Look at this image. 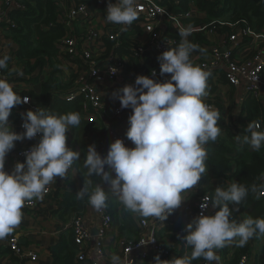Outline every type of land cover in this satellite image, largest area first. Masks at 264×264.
<instances>
[{"label":"clouds","instance_id":"1","mask_svg":"<svg viewBox=\"0 0 264 264\" xmlns=\"http://www.w3.org/2000/svg\"><path fill=\"white\" fill-rule=\"evenodd\" d=\"M139 6L140 0H107L106 21L122 26L121 31L127 30L138 19ZM178 34V46L157 58L160 75L170 74L167 79L160 82L138 75L133 84L111 94L121 109L132 110L125 135L134 147L117 138L102 156L95 145L88 146L83 164L84 183L75 195L77 200L87 198L97 212L107 207L112 196L126 212L165 221L186 200L183 194L196 186L207 171L206 145L221 135L220 113L205 103L210 72L191 59L193 52L205 50L188 39L191 25L181 27ZM9 59L7 54L0 55V69L7 67ZM16 72L22 75L21 70ZM110 72L115 74L117 69L112 67ZM155 75L153 70L152 76ZM27 102L28 98L17 94L10 82L0 79V240L21 224L25 204L42 201L56 178H65L80 158V151L66 143V133L81 123L78 112L52 114L38 108L28 110L23 116L24 131L11 130V110ZM37 136L38 142L24 153V162L17 161L10 171L5 170L6 156L15 142ZM235 139L259 151L264 147V128L259 122H250L247 134ZM94 175L107 183L110 191L93 180ZM249 190L256 192L257 186L249 188L233 181L226 187L215 188L210 206L218 210L213 215L201 213L186 225L187 235L183 239L191 252L172 260H161L157 255L154 264H192L201 258L208 264H219L217 250L234 241L243 247L253 237L264 236V218L249 216L240 222L233 219V212L238 211ZM229 202L234 205L231 210ZM200 207L206 209L209 205ZM110 259L111 264H124L119 255L113 254Z\"/></svg>","mask_w":264,"mask_h":264},{"label":"built area","instance_id":"2","mask_svg":"<svg viewBox=\"0 0 264 264\" xmlns=\"http://www.w3.org/2000/svg\"><path fill=\"white\" fill-rule=\"evenodd\" d=\"M205 1L211 2L213 0ZM53 2L56 24L62 26L64 36L56 43L58 52L53 61L56 66L57 85L50 90V101L46 109L50 108V102L53 98L66 103H72L79 99L81 119L91 124L90 131L94 127L97 128L92 142L96 144L98 153L102 156L105 155L110 143L117 138L123 140L126 146L131 147V141L127 139L126 132H120L117 125L112 126L111 124L118 122L125 115L131 114L132 110L130 108L121 109L118 102L107 112L100 101L96 86L115 82L122 77L126 78L125 85L133 84L138 74L132 69H128V58L137 61L146 60L148 69L141 75L149 76L155 80L164 77L166 74L160 75V64L157 58L169 48L178 46L181 40L178 34L179 29L187 27V20L195 18L196 6L192 0H188L187 10L181 14H175L165 4L164 0H140L138 19L128 26L127 30L121 31L122 26L109 22L103 28H97L94 25L95 16L89 0H53ZM26 3L29 4L27 1ZM26 3L23 0H0V28L9 31L15 29L16 25L12 15L18 11L24 12ZM131 26H138L141 33L147 36L148 42L146 44H139L130 40ZM168 26H175L176 28V32L171 37L167 33ZM191 28V35L196 38L193 43L205 50L203 53L198 51L199 56L191 59L194 64L203 66L205 70L210 72L208 78V95L210 97L205 100V103L218 109L221 105L219 99L224 94L221 88L224 86L230 88L236 99L233 103L235 114H232L233 119H235L233 124L236 128L238 126L237 118L241 115L242 106L247 99L252 98L262 104L264 103V27L260 31H255L250 29L244 21L225 23L220 20H213L210 23ZM222 28H226V30H222ZM204 34L205 41L199 39L200 36L204 37ZM97 42L112 44L110 50L103 49L104 52L98 59L90 51V45ZM123 47H126L125 50L128 51L125 56L118 53V49ZM10 66V62H7V67L0 69V79L8 80L11 78ZM112 67L117 69L115 74L110 72ZM153 70L156 72L155 77L152 76ZM210 85L215 87L211 93ZM26 97L28 102L14 106L8 117L9 120L14 115L20 116L16 125L20 133L24 131L22 128L24 114L28 110L41 109L39 103L28 96ZM98 119L106 123L108 128L105 131L96 124ZM254 121L259 122L264 128V116ZM222 123L225 127H230V122H226L225 119L222 120ZM246 124L249 123L246 122ZM235 134L233 133L234 141H236ZM66 136L67 146L71 148L74 143L72 128L66 133ZM24 140L25 142L15 145L13 148L14 156L19 162H24V153L31 148L27 144L38 142L39 136L32 140ZM238 145L241 146L242 144L238 143ZM106 170L108 169L106 168ZM74 171L73 165L63 179L69 181L70 175ZM110 175L114 176V173L110 172ZM258 181L259 189L254 194V198L264 204V173ZM211 183H214L213 187L216 188L222 184L225 187L230 184L223 180L211 181ZM63 191L64 194H76L79 190L74 184L69 183ZM49 193L50 190L47 194ZM183 195L186 203L181 208L175 209L165 221L159 222L153 218H142L128 212L138 229V238L133 240L119 235L108 207L97 212L87 203L84 211L78 215H72L69 222V230L76 246L73 262L75 264H111L107 245L115 250V254L121 257L124 264H151L154 263V257L157 255L161 260H168L172 255H176L177 258L179 250L185 248V244H179L177 247L175 245V254V248L173 251H169L163 246L161 232H164V236L173 235L176 237H179L181 233L187 234L186 225L196 216L201 213L213 215L218 210L211 208L212 196L208 187L200 181ZM61 200L59 199V201ZM201 204H208L209 207L202 209ZM35 206L36 203L33 201L26 203L23 209H35ZM89 207L93 211L92 215L88 213ZM125 213L126 211L118 203L117 214L123 216ZM237 222L240 220L238 219ZM179 223L181 230H165V228L173 227ZM235 243L236 241L217 250V255L220 257L219 264H229ZM0 248L7 250L20 260H36L35 254L23 252L18 238L14 235H9L4 240H0ZM250 262V255L243 254L239 256L235 264H250ZM200 264H208V262L203 259Z\"/></svg>","mask_w":264,"mask_h":264},{"label":"trees","instance_id":"3","mask_svg":"<svg viewBox=\"0 0 264 264\" xmlns=\"http://www.w3.org/2000/svg\"><path fill=\"white\" fill-rule=\"evenodd\" d=\"M26 3V0H23ZM197 9L204 12L206 18L202 21H192L191 24H207L211 21H222L225 23H236L244 21L246 25L255 31H260L264 27V0H213L207 2L205 0H192ZM165 4L175 14H181L187 10L188 0H164ZM16 28L11 30L14 39L19 44L17 56L22 60L34 59L36 66L40 67L46 63L50 67H54V57L57 55L56 43L64 36L62 26L56 24L55 5L53 0H36L35 6L31 7L26 3L24 12H15L13 15ZM52 24V26H49ZM46 26V28H44ZM226 30V28H222ZM199 38V36H197ZM112 44L107 45L110 50ZM126 54L128 51H124ZM53 68V69H54ZM56 73V71H54ZM52 80L42 86L39 96L32 100L40 104L41 110L52 114H65L68 112H78L80 114V100L76 99L72 103H66L53 98L51 106L46 109L50 101V90L52 89ZM264 116V103L262 104L255 99H247L241 109V115L237 118L239 128L235 129V137L247 134V123L254 120H259ZM221 130L228 129L223 127L218 121ZM91 124L81 119L79 126L72 128L74 145L80 149V158L74 163V168L77 171L80 189L84 183L83 164L86 158L87 147L85 137L90 131ZM229 131V130H228ZM229 137V136H228ZM208 151V159L206 160L207 171L202 174L200 183L208 187L211 196L214 195V187L211 181H235L245 184L251 188L252 185L259 189V177L264 173V147L259 151H253L247 144L238 145L234 141V135H230L227 140L217 138L215 142H209L206 145ZM93 180L100 183L101 179L98 176H93ZM220 187V186H218ZM256 191V192H257ZM249 190L245 201L239 206L238 211L233 212V219L236 221L239 217L247 218H264V204L262 201L256 200L254 194ZM87 198L83 201L77 200L74 193H65L60 202L62 210L61 217H70L82 213L87 205ZM116 205V206H115ZM117 202H107L108 210L112 216L115 227L119 235L128 239L138 238V229L133 222V219L128 212L123 216L117 214ZM230 210L234 205L229 202ZM181 230L180 226L173 227V230ZM186 233H181V240L184 241ZM263 236L253 237L261 238ZM248 246L239 247L237 243L233 246V255L229 264H235L240 255L251 254ZM191 252V249L186 246L185 254ZM76 253V246L73 242L70 233L69 241H62L55 249L52 250L54 264H74L73 258ZM183 253V249H182ZM181 253V254H182ZM181 258V255L180 257ZM203 259H197L192 264H200ZM257 264H264V247L261 249V256L257 259Z\"/></svg>","mask_w":264,"mask_h":264},{"label":"crops","instance_id":"4","mask_svg":"<svg viewBox=\"0 0 264 264\" xmlns=\"http://www.w3.org/2000/svg\"><path fill=\"white\" fill-rule=\"evenodd\" d=\"M31 7L35 6L36 0H26ZM115 0H112L114 3ZM90 6L94 11L95 16V22L94 25L97 28H103L108 24L106 21V6H107V0H89ZM195 18L191 20H187L188 26L191 25V27H197L202 23L197 24H191L192 21H202L206 18V15L204 12L200 11L199 9L195 8ZM176 32L175 26H168L167 27V33L169 37L173 36ZM208 36V35H207ZM130 40L132 42H137L139 44H146L148 42L147 36L143 35L141 33V30L138 26H131L130 27V33H129ZM209 38H211L209 36ZM188 39L191 42H194L196 39L194 35H190ZM199 39L206 40L205 34L204 37H201ZM108 43H102L97 42L95 44L90 45V51L95 55L96 59H98L104 52V48H107ZM20 46L14 39V35L11 31L6 29L0 28V55L7 54L10 59L8 62H10V68H11V78L7 81L10 82L14 88V91L23 96H28L31 99L37 97L40 95L42 86L46 83H49L50 80H52V85H57V78L56 73L54 72L56 68L50 67L48 63L37 67L34 59L29 60H22L17 56L18 50ZM126 47H123L121 49H118V53L121 55H126L125 51ZM198 51L193 52L191 58H196L199 56ZM128 62V69H132L136 74L141 75L146 72L148 69V64L146 60L137 61L133 59H127ZM52 68V69H51ZM54 68V69H53ZM16 69L21 70L22 75H17ZM170 74H166L164 77L157 79L160 82H163V80L167 79ZM126 78L122 77L118 79L115 82L105 83L102 85H97L96 89L98 90V93L100 95V101L104 107V109L108 112L110 111L116 104H118V100H115L112 98L111 94L113 91L125 86V80ZM210 93L215 90V87L210 85ZM222 92L224 93L221 98L219 99V102L221 105L218 107V111L220 113V122L222 123V120H226V122H231L233 119L232 114L234 113V105L235 98L233 95V92L230 88L227 86H224L221 88ZM209 95L205 97V100L209 99ZM235 114V113H234ZM130 114L125 115L121 120L118 122H114L111 125H117L118 130L120 132H126L129 125H128V117ZM20 119V116L14 115L12 118L8 120V123L11 127L12 131H15L17 133H20L17 129V123ZM234 121V120H233ZM100 125V128L105 131L106 123L98 119L97 123ZM222 126L224 127L223 123ZM97 128H93L85 137V144L88 148L89 145H95L92 142V139H94V132ZM223 131V129H222ZM221 140H227V137L224 139L223 137H218ZM101 141V140H99ZM25 142V140L17 141L15 142V145H19ZM37 142H29L27 145L32 147ZM99 144V143H98ZM131 147H134V145L131 142ZM71 149L80 151L77 149L73 143ZM17 162L16 157L14 156L13 150H11L5 160V170L10 171L14 164ZM70 180L65 181L61 178H56L55 182L49 186L50 193L46 194L44 196V199L42 201H36L35 209H23V220L21 224L14 230V232L10 235H14L18 238L19 245L22 248L23 252H31L35 254L36 260H20L16 257H14L11 253H9L5 249L0 248V264H54V257L52 254V250L55 249L62 241H69L70 238V230H69V222L72 216L70 217H61L62 210L60 209V202L59 199H62V196L64 194V189L68 187L69 183H72L75 185L77 190H80L79 187V179L77 175V171L75 170L70 175ZM102 188L105 191H110L109 185L101 180L100 182ZM212 186L214 183H211ZM220 187H225L224 184H222ZM216 187H214L215 190ZM215 194V192H214ZM214 196V195H213ZM110 201H113V203L118 204V201L110 196ZM186 203V200L182 201L180 207L181 208ZM116 206V205H115ZM89 215L93 214L92 209L90 207L88 208ZM118 216H121L118 214ZM244 218L239 217V220L242 221ZM175 226H180L179 224H175ZM173 226V227H175ZM173 227L165 228V230H173ZM164 232H161V242L164 247H166L169 251H173L175 248V254H176V247L177 245H182V243L185 244V241L181 240V236L176 237L173 235H163ZM239 238H237L238 240ZM260 238H252L248 241L246 246L249 247L251 250V262L250 264H257L258 257L261 256V249L264 247V244L261 246H257V242ZM176 245V247H175ZM107 251H108V257L111 258L113 254H115V250L111 249L109 245H107ZM260 246V247H259ZM183 249V253H182ZM185 248H181L179 250V255L177 258L183 257L185 255ZM182 253V254H181ZM176 255H172L170 259H175ZM231 261V260H230ZM229 261V262H230ZM75 264V263H74ZM154 264V263H151Z\"/></svg>","mask_w":264,"mask_h":264},{"label":"rangeland","instance_id":"5","mask_svg":"<svg viewBox=\"0 0 264 264\" xmlns=\"http://www.w3.org/2000/svg\"><path fill=\"white\" fill-rule=\"evenodd\" d=\"M234 114V113H233ZM233 119V118H232ZM233 120H235V119H233ZM231 121L230 122V127L228 128V129H225V130H223V131H221V135H220V137H223L224 139L227 137V138H229L230 137V135H233V133H235V129L236 128H239V124H238V126L235 128V124H233V123H235L234 121ZM229 130V131H228ZM229 136V137H228ZM163 237V236H162ZM258 244H257V246L258 245H262V244H264V236L263 237H261L259 240H258V242H257ZM259 246V247H260Z\"/></svg>","mask_w":264,"mask_h":264},{"label":"water","instance_id":"6","mask_svg":"<svg viewBox=\"0 0 264 264\" xmlns=\"http://www.w3.org/2000/svg\"><path fill=\"white\" fill-rule=\"evenodd\" d=\"M92 233H95L94 231H92Z\"/></svg>","mask_w":264,"mask_h":264}]
</instances>
